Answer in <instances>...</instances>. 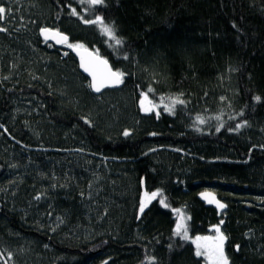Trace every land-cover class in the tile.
Masks as SVG:
<instances>
[{
    "label": "trees",
    "instance_id": "16d2710c",
    "mask_svg": "<svg viewBox=\"0 0 264 264\" xmlns=\"http://www.w3.org/2000/svg\"><path fill=\"white\" fill-rule=\"evenodd\" d=\"M0 7V264H204L197 237L218 225L229 264H264V0ZM97 16L122 45L84 22ZM45 27L69 43L44 41ZM70 44L122 86L92 93ZM206 189L224 212L198 198Z\"/></svg>",
    "mask_w": 264,
    "mask_h": 264
},
{
    "label": "snow or ice",
    "instance_id": "6c2138e0",
    "mask_svg": "<svg viewBox=\"0 0 264 264\" xmlns=\"http://www.w3.org/2000/svg\"><path fill=\"white\" fill-rule=\"evenodd\" d=\"M87 2L90 5H101L104 3V0H87ZM6 9L4 7H0V18H3V14H5ZM72 14L77 15L76 10L72 9ZM85 23H99L102 25V32L105 34L107 37H109L111 40L114 41V46H120L122 45L123 41L117 36L116 34V29L114 24H107L104 22L103 18L100 16H97L95 20H85ZM4 30V29H0ZM42 34L45 36L49 35L51 32L50 29L44 28L41 29ZM56 35H62L60 33H55ZM67 37H62V42L66 41ZM69 47H76V48H82V45H69ZM90 60L88 62L84 61V57H81L82 60V67H84L85 71L90 72L92 75L93 79L92 82L89 84V87L94 89L96 92H100L103 87L107 86H115L117 84L123 83V77L124 73L120 71H112V69L108 66V62L106 60L100 59L98 57H93L92 54H89ZM127 58V57H125ZM95 64H101L104 66V73L102 75L97 74V72L94 70ZM151 91V89H150ZM145 100L147 99V94H144ZM170 100L169 105H165V110L166 111H173L174 107L176 104H184L185 101L180 99L179 96L175 98H168ZM259 100V97L256 98ZM141 107L145 112H151L154 110V106H145L144 101L141 102ZM158 115V113H157ZM199 119V118H198ZM201 123H203V120H200ZM247 122L245 121L244 124L237 125V130L240 127H243L246 125ZM125 136L129 135V133L126 131L124 133ZM162 194L157 191V192H152V193H147L145 192L144 199L140 203V212L142 213L144 211V208L146 207L147 203L150 202L152 199H155L157 196H161ZM205 199H208V196L206 194H203ZM215 202L217 204V207L219 208H224L226 205L221 204L219 201H214V200H209V203ZM160 203L164 207H168V205L165 203L164 199L160 200ZM179 211V210H176ZM221 224L223 221L220 222ZM215 232L217 233L216 237L214 238V246L211 250V255L213 258V264H229V260L225 254L224 251V243L226 241V237L224 234L220 231L219 225L215 227ZM177 236H182L184 239H187V228L184 224H177L176 228V233ZM201 239L200 237H197V240ZM208 239V238H204ZM237 250H239V245L236 246ZM205 253L201 251L200 245L197 244V250H196V255L201 256L204 255ZM11 256V253H9V257Z\"/></svg>",
    "mask_w": 264,
    "mask_h": 264
},
{
    "label": "water",
    "instance_id": "95a60500",
    "mask_svg": "<svg viewBox=\"0 0 264 264\" xmlns=\"http://www.w3.org/2000/svg\"><path fill=\"white\" fill-rule=\"evenodd\" d=\"M45 28L50 29L51 32L49 33V35L45 36L44 34H42V32L40 30V36H41V38L44 41L49 42V43H51V44H53L55 46H59V47L64 46V45H67L69 43V36L66 33L61 32V31H59L57 29H54V28H50V27H45ZM42 29H44V28H42ZM55 33H60L62 35H56ZM62 37H67V40L62 42ZM70 49H71L72 54L74 55V57L76 58V60L78 62L80 71L85 76H87L90 79L91 82H92V79H93L92 75L90 74V72L85 71L84 67H82V60H81V57L82 56L84 57V61L85 62H88L90 60L89 54H92L93 57H98L100 59L106 60L108 62V66L112 69V71H116L113 68V66L111 65V63L107 59H105L103 56H101L100 54H98L97 52H95L93 49L86 48V47H82V48L71 47ZM94 70L97 72L98 76L99 75H102L104 73V71H105L104 66L101 65V64H95ZM122 84L123 83L117 84L115 86L103 87L100 92H96L92 88H91V91L95 95H101L106 90L119 89L122 86ZM142 101H144L145 106H151L150 105V102L148 101V99L145 100V98H143L141 100V102ZM141 102H140V107H141ZM141 110L146 115H149L150 114V112H145L142 107H141ZM203 194H206L208 196V199H205ZM198 198L206 206L214 207L215 209H217L218 211H221V212H224L226 210V207H224L222 209L219 208V207H217V204L215 202L209 203V200H214V201H219L223 205H226L223 201H221L219 199L218 195L213 190H203V191H201L198 194Z\"/></svg>",
    "mask_w": 264,
    "mask_h": 264
},
{
    "label": "rangeland",
    "instance_id": "374dc122",
    "mask_svg": "<svg viewBox=\"0 0 264 264\" xmlns=\"http://www.w3.org/2000/svg\"><path fill=\"white\" fill-rule=\"evenodd\" d=\"M143 199H144V196H143ZM216 235H217V233L215 232V227H214L212 234H208V236H205V237L203 236L201 239L197 240V244L200 245L201 251L205 253L203 255L204 256V264H213V258L211 255V250L214 246V238L216 237ZM204 238H208V239H204Z\"/></svg>",
    "mask_w": 264,
    "mask_h": 264
},
{
    "label": "bare ground",
    "instance_id": "6f19581e",
    "mask_svg": "<svg viewBox=\"0 0 264 264\" xmlns=\"http://www.w3.org/2000/svg\"><path fill=\"white\" fill-rule=\"evenodd\" d=\"M79 66V65H78ZM80 70V69H79ZM81 72V71H80ZM82 73V72H81ZM83 74V73H82ZM84 75V74H83ZM85 76V75H84ZM85 77H87V76H85ZM88 78V77H87ZM88 80H89V82L91 83V81H90V79L88 78Z\"/></svg>",
    "mask_w": 264,
    "mask_h": 264
}]
</instances>
